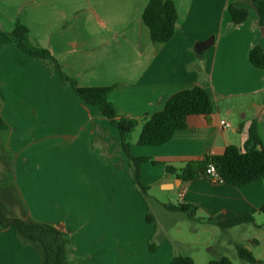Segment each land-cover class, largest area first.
I'll use <instances>...</instances> for the list:
<instances>
[{
    "label": "crops",
    "instance_id": "0c3cea01",
    "mask_svg": "<svg viewBox=\"0 0 264 264\" xmlns=\"http://www.w3.org/2000/svg\"><path fill=\"white\" fill-rule=\"evenodd\" d=\"M150 1L0 0L1 179L29 216L69 234L78 264H170L174 256L244 264L237 244L264 262L255 253L264 243V179L236 188L205 179L185 183L166 171L222 156L229 146L244 150L253 122L264 147V70L249 58L256 46L264 49L255 6L252 0H173L176 35L156 44L143 21ZM230 4L249 10L245 22L233 24ZM18 22L79 86L113 87L109 101L119 115L140 121L139 136L144 120L181 91L204 88L214 111L188 117L187 130L163 146H139L132 135V156L150 159L141 166L143 194L119 131L63 83L57 67L1 36ZM211 36L215 45L198 57L196 45ZM169 204L194 206L204 221L171 212ZM227 213L255 223L225 230L206 222ZM10 216L20 217L21 209ZM0 264L42 263L12 229H0Z\"/></svg>",
    "mask_w": 264,
    "mask_h": 264
},
{
    "label": "trees",
    "instance_id": "16d2710c",
    "mask_svg": "<svg viewBox=\"0 0 264 264\" xmlns=\"http://www.w3.org/2000/svg\"><path fill=\"white\" fill-rule=\"evenodd\" d=\"M259 16V22L264 27V0H252ZM228 12L234 25H240L249 17V10L230 4ZM144 24L150 29L151 38L156 44H166L174 39L178 22V11L173 0H151L143 14ZM15 47L21 49L30 58L57 67L65 85L75 90L78 96L88 105L102 113L106 120L114 126L121 135L124 152L131 160L136 172V184L143 194L148 193V188L140 182L141 166L149 162L148 158H136L131 154V135L140 125L137 119L119 115L116 107L108 99L113 87H81L76 79L64 73L49 51L41 48L30 37L29 30L21 23L11 33H1ZM251 64L264 70V49L256 46L249 55ZM214 111V103L207 91L196 86L174 95L165 108L145 119L139 146H163L180 132L187 130V118L195 115L210 116ZM0 155V192L5 184L1 179ZM213 165L224 184L236 188H243L264 179V147L258 132L257 122H253L249 129V138L244 150L236 146L227 147L222 156H214L204 161L192 162L182 169L171 166L166 167L168 174L176 175L185 183L205 179L207 169ZM21 216L11 217L7 213V205L0 200V229H12L23 246L33 248L40 256L42 264H78L80 259L74 258L71 253V240L69 234L61 231L56 226L39 222L28 215L23 201H20ZM166 208L171 212L184 213L190 218L203 222L197 218V208L184 204H169ZM264 213V207L261 208ZM147 221L155 223V219L148 213ZM207 223L216 224L222 229H229L245 224H254L252 216H239L233 213L222 214L209 218ZM151 250L156 247L151 245ZM239 258L249 264H261L254 254L245 245H236ZM170 264H195L191 257L174 256ZM208 264H234L228 257L212 260Z\"/></svg>",
    "mask_w": 264,
    "mask_h": 264
},
{
    "label": "rangeland",
    "instance_id": "374dc122",
    "mask_svg": "<svg viewBox=\"0 0 264 264\" xmlns=\"http://www.w3.org/2000/svg\"><path fill=\"white\" fill-rule=\"evenodd\" d=\"M133 134H135V136H134L135 138L139 137L138 130H135V132ZM132 135H131V137H132ZM4 184H5V186H4L5 188H4L3 192L0 193V200L2 202H4L8 206L9 216L17 214L19 212V210L21 209L20 208V202H19V200L16 197H14V195H15L14 193L15 192L11 188L10 183H6V180H5ZM155 191H158V190L155 189ZM156 212L158 214H160V217H161V215L165 214V212L163 210H157L156 209ZM190 219H192V218H190ZM179 222L181 224L183 221H179ZM182 225L184 226L183 227L184 230H188L189 227H188L187 224H182ZM255 253H256V255L261 256L262 258H264V243H263L262 247L255 249ZM238 261H240L239 263L249 264V263H247L245 261L243 262L242 260H238ZM261 264H264V262H261Z\"/></svg>",
    "mask_w": 264,
    "mask_h": 264
},
{
    "label": "built area",
    "instance_id": "2783aa9c",
    "mask_svg": "<svg viewBox=\"0 0 264 264\" xmlns=\"http://www.w3.org/2000/svg\"><path fill=\"white\" fill-rule=\"evenodd\" d=\"M221 125L224 129H229L231 127L227 121H221ZM207 180L214 184H223V181L213 165H210L207 169Z\"/></svg>",
    "mask_w": 264,
    "mask_h": 264
},
{
    "label": "water",
    "instance_id": "95a60500",
    "mask_svg": "<svg viewBox=\"0 0 264 264\" xmlns=\"http://www.w3.org/2000/svg\"><path fill=\"white\" fill-rule=\"evenodd\" d=\"M216 43V36H211L206 41H201L196 45V52L198 57L202 58L204 53L213 47Z\"/></svg>",
    "mask_w": 264,
    "mask_h": 264
}]
</instances>
